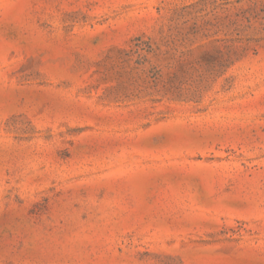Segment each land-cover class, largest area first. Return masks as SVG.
Returning a JSON list of instances; mask_svg holds the SVG:
<instances>
[{"label": "rangeland", "instance_id": "obj_1", "mask_svg": "<svg viewBox=\"0 0 264 264\" xmlns=\"http://www.w3.org/2000/svg\"><path fill=\"white\" fill-rule=\"evenodd\" d=\"M0 264H264V0H0Z\"/></svg>", "mask_w": 264, "mask_h": 264}]
</instances>
